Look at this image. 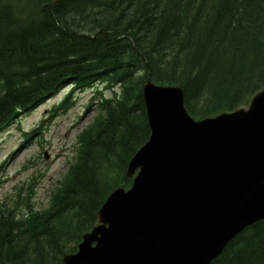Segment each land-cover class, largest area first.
<instances>
[{
	"label": "trees",
	"instance_id": "16d2710c",
	"mask_svg": "<svg viewBox=\"0 0 264 264\" xmlns=\"http://www.w3.org/2000/svg\"><path fill=\"white\" fill-rule=\"evenodd\" d=\"M149 78L182 87L196 119L247 107L264 88V0H0V134L68 85L53 114L94 87L101 112L47 208L0 206V264H64L109 195L132 186L128 165L152 132ZM212 264H264V220Z\"/></svg>",
	"mask_w": 264,
	"mask_h": 264
},
{
	"label": "water",
	"instance_id": "95a60500",
	"mask_svg": "<svg viewBox=\"0 0 264 264\" xmlns=\"http://www.w3.org/2000/svg\"><path fill=\"white\" fill-rule=\"evenodd\" d=\"M143 95L152 132L128 165L133 184L109 195L64 264H212L264 220V88L204 119L180 86L149 78Z\"/></svg>",
	"mask_w": 264,
	"mask_h": 264
},
{
	"label": "rangeland",
	"instance_id": "374dc122",
	"mask_svg": "<svg viewBox=\"0 0 264 264\" xmlns=\"http://www.w3.org/2000/svg\"><path fill=\"white\" fill-rule=\"evenodd\" d=\"M95 89L74 91V106L53 114L70 93L68 85L0 134V206L15 204L24 212L30 202L35 210L49 206L51 192L76 157L77 140L101 114L90 107ZM105 95L110 97L111 91Z\"/></svg>",
	"mask_w": 264,
	"mask_h": 264
},
{
	"label": "bare ground",
	"instance_id": "6f19581e",
	"mask_svg": "<svg viewBox=\"0 0 264 264\" xmlns=\"http://www.w3.org/2000/svg\"><path fill=\"white\" fill-rule=\"evenodd\" d=\"M79 34H80V33H79ZM106 34H107V33H106ZM85 36H87V35H83V36H80V37H85ZM77 37H79V36H77ZM91 37H92V36H91ZM49 61H50V60H49ZM111 71H112V70H111ZM129 188H130V187H129ZM129 188H128V189H129Z\"/></svg>",
	"mask_w": 264,
	"mask_h": 264
}]
</instances>
